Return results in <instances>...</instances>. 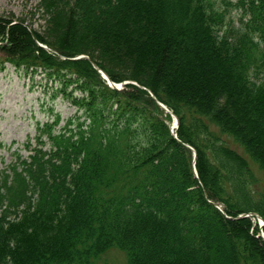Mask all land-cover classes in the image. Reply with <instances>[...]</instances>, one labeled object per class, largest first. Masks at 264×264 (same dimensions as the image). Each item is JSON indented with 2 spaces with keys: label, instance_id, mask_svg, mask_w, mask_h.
Segmentation results:
<instances>
[{
  "label": "trees",
  "instance_id": "16d2710c",
  "mask_svg": "<svg viewBox=\"0 0 264 264\" xmlns=\"http://www.w3.org/2000/svg\"><path fill=\"white\" fill-rule=\"evenodd\" d=\"M248 2L235 34L212 0H43L45 37L0 18V71L41 70L77 109L0 171V264H95L114 248L128 264H264L239 218L264 221V0Z\"/></svg>",
  "mask_w": 264,
  "mask_h": 264
},
{
  "label": "rangeland",
  "instance_id": "374dc122",
  "mask_svg": "<svg viewBox=\"0 0 264 264\" xmlns=\"http://www.w3.org/2000/svg\"><path fill=\"white\" fill-rule=\"evenodd\" d=\"M42 1L0 0V18L23 22L31 30L45 37L50 27L49 17L42 7ZM212 1L216 9L227 11V31L235 34L234 32L242 33L246 30V24L251 17L248 0H245L244 6H241L240 0ZM83 56L89 59L88 56ZM258 69L255 67L251 70V81H260L261 76H257L256 72ZM59 83L60 81L55 78L49 79L47 73L41 70L25 72L16 70L8 64L5 70L0 71V171L13 162L15 153L24 157L29 155L25 144L28 139H32L34 143L36 127L39 123L52 121L53 114L54 116L59 114L62 119L60 128L68 119L75 116L77 109L63 98L62 93H59L63 88ZM73 88L74 86H70L68 91L72 92ZM78 95L79 93H74V96ZM223 138L230 148L242 152V149L231 139L225 136ZM253 170L258 182L253 190L258 198L264 193V176L256 166H253ZM250 219L254 227L258 228L259 236L264 234L260 221L254 217ZM95 264H128V261L124 252L114 248L101 255Z\"/></svg>",
  "mask_w": 264,
  "mask_h": 264
},
{
  "label": "water",
  "instance_id": "95a60500",
  "mask_svg": "<svg viewBox=\"0 0 264 264\" xmlns=\"http://www.w3.org/2000/svg\"><path fill=\"white\" fill-rule=\"evenodd\" d=\"M41 47H43L44 49H48L46 46H43V45H40ZM77 59H88L87 57L85 56H80L79 58ZM95 68H97V70L100 72L102 78L104 80L107 81L108 85L110 86V88L114 89V90H117V91H120L122 88H121V85H117L115 83H113L109 77L106 75V73H104L102 70H100L96 65H95ZM158 105L163 109L165 110L167 113H171L163 104L161 103H158ZM173 119H174V124L171 126V131L172 133L174 134L175 138H176V130L178 129V126H179V122H178V119L172 115ZM185 147H187L193 154V158H194V161L196 160V157H197V154H196V151L194 150V148H192L191 146L189 145H184ZM218 210H220L221 212H223V208L221 205L219 204H213ZM248 217H254V218H257L259 220L262 221V224H261V227L263 228L264 227V222L263 220L261 219V217L258 215V214H255V213H251V214H244V215H240L239 218H248ZM261 236L263 237L264 239V235L261 234Z\"/></svg>",
  "mask_w": 264,
  "mask_h": 264
},
{
  "label": "bare ground",
  "instance_id": "6f19581e",
  "mask_svg": "<svg viewBox=\"0 0 264 264\" xmlns=\"http://www.w3.org/2000/svg\"><path fill=\"white\" fill-rule=\"evenodd\" d=\"M92 63V66L94 67V69H96L97 70V68H95V65L97 66V64H95L94 62H91ZM98 67V66H97ZM99 68V67H98ZM100 69V68H99ZM101 70V69H100ZM98 71V70H97ZM99 72V71H98ZM100 73V72H99ZM105 73V72H104ZM101 75V74H100ZM125 83V82H124ZM118 85H121V90L120 91H122V90H125V87H126V85H128V83H125V84H123V83H120V84H118ZM153 97V96H152ZM154 98V97H153ZM157 102V104L158 103H160V102H158V101H156ZM162 104V103H161ZM165 106V105H164ZM166 107V106H165ZM161 108V107H160ZM167 108V107H166ZM162 109V108H161ZM168 109V108H167ZM169 110V109H168ZM165 111V110H164ZM170 111V110H169ZM166 112V111H165ZM171 112V111H170ZM167 113V112H166ZM168 114H170L171 115V117H172V115H174L172 112L171 113H168ZM175 116V115H174ZM176 117V116H175ZM177 118V117H176ZM172 119H173V117H172ZM179 122V121H178ZM179 127V126H178ZM264 235V234H263ZM261 238H263L262 236H260ZM264 240V239H263Z\"/></svg>",
  "mask_w": 264,
  "mask_h": 264
}]
</instances>
